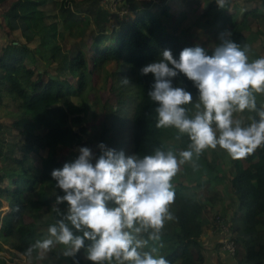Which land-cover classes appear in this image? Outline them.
I'll use <instances>...</instances> for the list:
<instances>
[{"label":"trees","instance_id":"1","mask_svg":"<svg viewBox=\"0 0 264 264\" xmlns=\"http://www.w3.org/2000/svg\"><path fill=\"white\" fill-rule=\"evenodd\" d=\"M173 5L187 7L193 15L186 11L173 19ZM0 10V36L7 38L0 49V95L16 101L9 100L10 124L0 121V210L5 203L10 208L0 235L9 237L20 254L34 252L37 259L40 250L29 249L67 214V203H57L64 193L51 176L68 163L62 160L64 149L88 147L97 158L99 144L114 149L117 131L127 127V112L138 158L157 148L178 156L191 143L175 128L156 127L158 105L147 94L154 77L141 75L144 66L157 61L165 49L176 59L184 48L197 45L212 55L225 31L248 49L250 61L259 58L252 52L254 37L244 35L253 21L262 23L257 29L264 40V0H223L222 6L218 0H0ZM187 18L194 19L193 26L180 31ZM47 19L54 21L48 25ZM187 32L197 39L188 43ZM173 84L192 94L193 102L186 107L194 117L199 93L193 82L180 74ZM256 96L255 111L234 114L245 126L264 110V94ZM91 118L100 119L94 133L85 125ZM9 144L15 150H7ZM182 167L181 178L172 180L174 219L165 223L158 241L140 234L147 241L144 251L157 249L154 255L169 264L184 260L187 253L192 262L184 264H205L204 237L230 264H264V145L241 160L218 146ZM203 190L209 193L200 194ZM224 238L234 242L235 253L223 248ZM68 258L70 264H91L83 249Z\"/></svg>","mask_w":264,"mask_h":264},{"label":"clouds","instance_id":"2","mask_svg":"<svg viewBox=\"0 0 264 264\" xmlns=\"http://www.w3.org/2000/svg\"><path fill=\"white\" fill-rule=\"evenodd\" d=\"M222 3L218 0L219 6ZM230 37L231 32L221 33V43L212 55L197 45L184 48L176 59L165 49L157 61L140 70L141 75L154 77L147 94L158 105L156 127H172L187 135L188 148L178 156L157 148L138 158L101 143L97 158L90 148L81 147L73 161L51 172L64 193L57 203H67V214L50 225L47 235L37 239L29 252H47L59 244L66 257L83 249L91 264H169L165 257L154 255L155 248L142 253L147 241L138 237L148 233V239L158 241L165 223L174 219L172 180L180 167L218 146L233 160H241L264 145V110L246 126L234 119L237 112L255 111L256 94H264V57L250 61L248 49ZM180 74L199 93L194 117L188 116L186 107L193 102L192 94L173 84Z\"/></svg>","mask_w":264,"mask_h":264},{"label":"rangeland","instance_id":"3","mask_svg":"<svg viewBox=\"0 0 264 264\" xmlns=\"http://www.w3.org/2000/svg\"><path fill=\"white\" fill-rule=\"evenodd\" d=\"M181 4V3H180ZM179 4V5H180ZM173 5V9L170 11L172 12V16L173 19H177L176 16L178 14H180L181 12H186L187 11V7H179ZM110 6V5H108ZM241 6V5H240ZM242 9V7H240ZM250 9V8H249ZM47 10L50 12L51 11V7H47ZM1 11V10H0ZM195 13V10H193ZM193 13V12H192ZM189 13L187 11V14H189L190 16H192L193 14ZM233 13V11L231 12ZM238 19L241 20L242 19V14L241 15H237ZM253 20V19H251ZM46 23L48 25H51L53 23L54 20H45ZM193 22L194 19L193 18H187L184 19L182 21V23L180 24V31L187 30L190 29L193 26ZM262 23L260 22L259 25L256 22H252L250 24V30L244 33V35H247L250 37H254L253 43H252V52L256 53L257 56L259 57H264V40L263 38L258 34V29L259 26H261ZM60 27V26H58ZM258 28V29H257ZM262 28V26L260 27ZM256 31V32H255ZM188 33V32H187ZM188 43H190L192 41V39H197L196 35L194 33H188ZM198 42V41H195ZM199 42H201L199 40ZM7 43V38L0 36V49L2 45H5ZM192 43V42H191ZM253 56V55H252ZM109 68H112V66H109ZM98 86L100 87L102 85V80L98 81ZM89 85H92V82H90ZM99 92H101V88L100 90H98ZM12 94V93H10ZM16 97V99H18V97L16 95H14ZM11 103H16V101H14L13 99H9ZM8 98H3V96L0 95V115L3 117L0 119V121H2V123L4 124H10L11 122V117L8 116L9 111L11 112V106L12 104L9 102ZM256 100H257V96H256ZM19 102V100H18ZM125 121H126V128L124 131H117L115 138L117 143L115 144L114 149L116 151H123L125 153L126 156H133V145H132V121L130 120V118L126 115H123ZM8 119L10 120V122H6L8 121ZM4 121V122H3ZM85 125L88 126V129L91 132H95V128L98 127L100 125V119L97 118V120H93L92 118L89 120H86ZM78 126H76L75 128H77ZM169 144H173L174 140L169 139L166 140ZM29 145H32L30 142H28ZM16 145H12L9 144L7 148V150L9 151H13L15 150ZM82 146H73L72 149L70 148H66L61 152V155L63 156L62 160L64 162H71L73 160V158L77 157L74 156V153H78L79 149ZM95 152V150H94ZM183 170V167H180V170L178 171V173L176 174L177 177H180V173ZM181 178V177H180ZM180 182H185L187 183V181L185 179H182ZM196 190V188H195ZM209 193V192H208ZM206 193L204 190L203 192H201L200 194H208ZM10 212V208L7 206V204H4V207L0 210V227L2 225V220H3V216L9 214ZM28 214L30 212H27ZM50 216V215H49ZM44 218H46L47 216L43 215ZM56 247V246H55ZM55 247H53L51 250L47 251V252H43L40 251L39 252V259L37 258H33L34 257V252H31V254L29 256H24L22 254H20V252L18 250H16V248H14L11 244V240L9 237L3 236L2 234L0 235V264H70L69 258L63 255L64 250H58ZM64 247V246H62ZM15 253L18 255H15ZM21 256V257H20Z\"/></svg>","mask_w":264,"mask_h":264},{"label":"crops","instance_id":"4","mask_svg":"<svg viewBox=\"0 0 264 264\" xmlns=\"http://www.w3.org/2000/svg\"><path fill=\"white\" fill-rule=\"evenodd\" d=\"M224 186H222V188H220V191H224L223 190ZM219 207H221V205H219ZM207 235V234H206ZM220 240V239H219ZM205 238L203 237V246H204V253L206 255V261L205 264H230V261L225 259L221 253H216L213 244H205ZM141 252H145L144 248L141 249ZM187 253L184 257V260H182V258H180V260H176L175 264H184L185 262H187V260H190L191 255ZM216 254V255H215ZM208 255V257H207ZM188 256V258H187ZM226 261L227 263L223 262V260ZM191 261V260H190ZM192 262V261H191Z\"/></svg>","mask_w":264,"mask_h":264},{"label":"built area","instance_id":"5","mask_svg":"<svg viewBox=\"0 0 264 264\" xmlns=\"http://www.w3.org/2000/svg\"><path fill=\"white\" fill-rule=\"evenodd\" d=\"M223 242V248L231 253H235L236 246L234 242L228 238H224L222 240Z\"/></svg>","mask_w":264,"mask_h":264}]
</instances>
